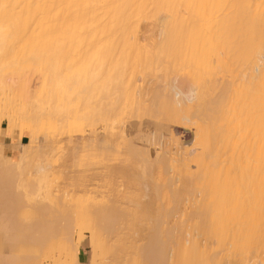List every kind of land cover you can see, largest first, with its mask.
<instances>
[{"label":"bare ground","instance_id":"obj_1","mask_svg":"<svg viewBox=\"0 0 264 264\" xmlns=\"http://www.w3.org/2000/svg\"><path fill=\"white\" fill-rule=\"evenodd\" d=\"M2 120L0 264L86 230L92 264H264V0H0ZM74 130L136 174L100 195L30 150Z\"/></svg>","mask_w":264,"mask_h":264},{"label":"rangeland","instance_id":"obj_2","mask_svg":"<svg viewBox=\"0 0 264 264\" xmlns=\"http://www.w3.org/2000/svg\"><path fill=\"white\" fill-rule=\"evenodd\" d=\"M144 24H145L144 21H141L138 24L139 25L138 26V30L141 29V31H142ZM32 86L33 87H31V90L37 88L36 85L35 86L32 85ZM2 123L6 124V121L2 120ZM71 132L72 131H70V132L68 131V133H70V134H68V133L66 134L65 133V134H61V135H57V136H55V135L51 136V134H49L48 139L52 138V140H53V139L58 138L59 140H56L58 142H56V141H55L56 143H50V142H47V141H44L43 143L40 142V144H42V145L36 146V147H34L33 149H30V150H37L38 149L39 151H46V153H48V156L53 157V159H55V160L57 159L58 162L57 161L54 162V167L55 168H53V171L62 170V174L63 175L66 174L67 175L68 171H70V168H71V170L74 171V172L70 171L69 174L72 173L71 175H73V174L75 175V178L72 180L73 183H76V184L80 185L83 182H87V181L90 182L91 180L93 181V179H89L90 177H92V176L94 177V175H97V176L99 175L100 177L98 176V178L99 179L102 178V180L104 179V180H106V182H104L102 180L100 181L99 179H97V181H96V179H95L96 183H98L97 184L98 188L96 189V193H97L98 189H100V190L102 189V191L104 192V189H107V186H108V189L111 188L110 186H112L114 188L113 185H109L108 184L109 181H110V184L113 183L112 181H114V180L117 183H122V181H124V178L121 177L123 179V180H121L120 175H122V172L123 173L126 172L127 169L131 173L134 172L136 174L135 169L129 163L125 164L126 161L128 162L126 157L124 158L123 156H119V158L117 157L116 160H115V157L111 156V158H109L110 159V161H109L106 158V157H108V155L105 154L104 151L100 152L102 150L101 149L102 145H104V143H107L108 141H110L109 139H111V141H110L111 143H114V141H113L114 138L107 137V138L103 139L102 137L105 136L103 134L101 139L103 140L104 143L102 142L101 148L99 150V147H98L99 144H98V146H96L97 141L99 139L98 138L99 137L98 134H97L98 136H96V134H91L93 132H90V134H89V133H87V131H84L83 133H80V132H77L75 130L73 131V133H71ZM24 135L26 136V140H27L28 139V135L27 134H24ZM106 135H108V134H106ZM95 137H97V138L94 139ZM48 139H46V140H48ZM50 139L48 141H50ZM108 144H110V143L108 142L107 146H108ZM107 146L105 147V149L108 148ZM110 146H112V144ZM114 146H116V145H114ZM117 147H119V146H117ZM103 148H104V146H103ZM111 148H113V146L110 147V149ZM119 148H117V149H119ZM101 154H102V157L99 156ZM95 155L96 156L98 155L99 158L96 157ZM104 156H105V158L102 159ZM122 157L124 159H122ZM120 158L122 160H124V161H122ZM55 165H57V166H55ZM65 167L68 170L67 172H65L66 171ZM131 167H132V170H131ZM121 168H124V171H122L123 169H121ZM63 169H65V170H63ZM77 170L79 172L76 173ZM127 173H129V172H127ZM135 174H132V175H135ZM122 176H124V175H122ZM62 177H64V176H62ZM94 178H96V177H94ZM61 180L63 181L64 179L62 178ZM62 181L59 183L60 184L59 186L61 187V184L63 185L62 187L66 186L68 181H66V179H65L66 185H64L63 184L64 181L63 182ZM95 181H93V183ZM99 182H101V184ZM102 182L107 183V184L106 185L102 184ZM177 182H179V180ZM96 183H94V185ZM102 186H105V187H102ZM115 186H116V184H115ZM121 187H122V185H121ZM113 188H111V190ZM111 190L108 191V192L106 191L107 194H110ZM99 191H98L97 194H100V193L102 194V191L101 192H99ZM96 193L94 192L95 195H96ZM130 193H131L130 196L137 198V196L140 195V190L132 189V190H130ZM103 194H105V193H103ZM122 199L123 198H121L120 200L122 201ZM125 201H126V199H125ZM85 232H84V234L82 232H79V234H77L78 237L76 235V239L78 240V241L77 240L76 241L78 243H79V241L83 240V243H85V244L87 243L88 244V237L87 236H88L89 232H88V230H86ZM43 264H47V263H43ZM97 264H99V263H97Z\"/></svg>","mask_w":264,"mask_h":264},{"label":"crops","instance_id":"obj_3","mask_svg":"<svg viewBox=\"0 0 264 264\" xmlns=\"http://www.w3.org/2000/svg\"><path fill=\"white\" fill-rule=\"evenodd\" d=\"M5 126L6 124H3L1 122L0 124V138L3 141V143L5 145H9L12 143V141L14 140V138H16V141L23 143L24 141H26V136L23 134L21 135L20 138H18L19 136H16V134H8L5 132ZM9 148H7V152L9 153L10 150H8ZM79 249H78V253H77V258H78V263L77 264H92L91 260H90V252H89V245L86 243H83V240L79 241ZM88 262V263H87Z\"/></svg>","mask_w":264,"mask_h":264}]
</instances>
